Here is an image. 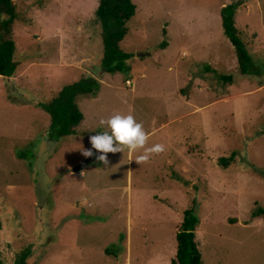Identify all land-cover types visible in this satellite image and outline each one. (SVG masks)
Segmentation results:
<instances>
[{
    "label": "rangeland",
    "instance_id": "374dc122",
    "mask_svg": "<svg viewBox=\"0 0 264 264\" xmlns=\"http://www.w3.org/2000/svg\"><path fill=\"white\" fill-rule=\"evenodd\" d=\"M131 1L119 44L130 58L108 74L98 0H13L18 69L12 82L0 77V260L30 247L27 264H170L192 209L202 264H264V218L252 216L264 205V0ZM232 3L247 76L222 31ZM87 75L100 90L78 99L76 134L49 140L37 105ZM117 113L143 124L145 147L165 151L140 165L143 149L109 153L105 165L93 150L73 173L106 130L99 121Z\"/></svg>",
    "mask_w": 264,
    "mask_h": 264
},
{
    "label": "trees",
    "instance_id": "16d2710c",
    "mask_svg": "<svg viewBox=\"0 0 264 264\" xmlns=\"http://www.w3.org/2000/svg\"><path fill=\"white\" fill-rule=\"evenodd\" d=\"M239 4H229L220 10L221 26L224 36L234 48L239 71L242 75L250 74L252 59L235 28V14ZM136 7L131 0H98L94 12L100 26L101 43L103 47L99 69L103 73L114 74L126 68L130 56L120 50L119 44L128 33L127 22L135 15ZM15 20L13 0H0V77L11 80L17 69L15 60V43L12 39V25ZM164 45V44H163ZM162 45V46H163ZM210 70V69H206ZM220 80L231 82L230 76H218ZM12 82V80H11ZM100 82L93 76H83L77 81L63 86L49 101L37 106L50 119L47 137L51 141L76 134V128L83 121V115L78 107L79 98H90L98 94ZM233 161V156L219 158L217 163L226 169ZM254 218H264V205L252 213ZM199 220L192 209L183 212L179 230L175 236L176 252L170 264H202L201 255L196 241V230ZM1 229V222H0ZM31 255L30 247L23 249L14 259L13 264H27ZM0 264H3L0 260Z\"/></svg>",
    "mask_w": 264,
    "mask_h": 264
},
{
    "label": "clouds",
    "instance_id": "9594fccd",
    "mask_svg": "<svg viewBox=\"0 0 264 264\" xmlns=\"http://www.w3.org/2000/svg\"><path fill=\"white\" fill-rule=\"evenodd\" d=\"M101 126H106V130L91 136L89 142L90 149L81 148V154L85 158L96 155V160L107 165L108 154L130 153L143 149V153L136 157L135 162L140 165L147 163L153 155H159L165 151L163 144H155L145 147L149 139V133L144 130L142 123H138L132 114H114L108 119L99 121Z\"/></svg>",
    "mask_w": 264,
    "mask_h": 264
},
{
    "label": "water",
    "instance_id": "95a60500",
    "mask_svg": "<svg viewBox=\"0 0 264 264\" xmlns=\"http://www.w3.org/2000/svg\"><path fill=\"white\" fill-rule=\"evenodd\" d=\"M139 57H143L144 55L143 54H138ZM92 162V158H87L85 161H83L80 165L74 167L72 169V172L73 173H78V172H81L82 170H84L88 165L89 163Z\"/></svg>",
    "mask_w": 264,
    "mask_h": 264
},
{
    "label": "built area",
    "instance_id": "2783aa9c",
    "mask_svg": "<svg viewBox=\"0 0 264 264\" xmlns=\"http://www.w3.org/2000/svg\"><path fill=\"white\" fill-rule=\"evenodd\" d=\"M125 85H126L127 87L132 88V82L129 81V80H126V81H125Z\"/></svg>",
    "mask_w": 264,
    "mask_h": 264
}]
</instances>
